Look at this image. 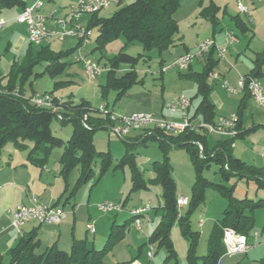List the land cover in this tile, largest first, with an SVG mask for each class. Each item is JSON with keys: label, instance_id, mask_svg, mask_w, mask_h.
<instances>
[{"label": "trees", "instance_id": "obj_1", "mask_svg": "<svg viewBox=\"0 0 264 264\" xmlns=\"http://www.w3.org/2000/svg\"><path fill=\"white\" fill-rule=\"evenodd\" d=\"M180 7V0H134L132 3L120 6L109 17H99V13L91 15L87 29H97L95 47L92 52H103L106 46L118 38H123L126 44L138 42L142 45L143 51L149 53L153 49L159 53L174 46L179 29L175 13ZM25 8L22 0H0V14L4 10ZM216 8L210 10L213 26H216ZM203 15V12L201 13ZM239 32L245 33L246 29L242 24L238 25ZM119 49L117 54L107 60L106 78L101 86L102 100L106 101L110 93H114V103L118 102L127 92L135 87L144 85L145 78L141 77L136 70L140 61L149 58L148 55L130 56ZM74 49L53 51L49 44L34 46L28 44V48L20 61H14L7 75L0 73V155L6 144L11 143L17 150H27V161L37 168H44L54 149H62L58 163L60 174L66 180L74 169L79 170V176L74 185V190L69 193L66 201L74 196L75 192L94 176V168L97 166L98 181L117 169L128 167L130 170V192L148 190L150 186L161 188L162 206L159 207L160 221L153 232L148 234L146 244L156 248H164L167 252V260L176 257L171 240V230L178 223L183 236L188 241L189 248L187 260L189 264H218L220 258L226 256L223 245V231L226 229L249 239L254 232V212L258 208H264V200H251L247 198L237 199L232 195L233 188H226L222 184H213L204 177V172L209 170L211 165L217 168L216 173L220 183H228L232 179L252 182L257 190L264 191V169L246 164L233 155L232 144L234 140L244 137L247 131H241V116L244 109L243 99L237 110L239 134L235 138H226L218 141L214 146L208 145L206 129L198 128L197 131L186 129L179 135H172L163 130L149 129L139 132V135L132 139L124 138L125 152L123 156L114 162L109 152L97 153L94 146V135L98 130L109 131L113 122L110 120V111L103 113L93 108L87 100H80L74 103L72 95L67 99L58 98L53 92H47L54 97L55 111L35 106L24 91V84L30 77L34 79L47 74L54 79L66 74L70 63L68 59ZM254 68L243 78H257L260 74L259 68L264 64V51L254 57ZM202 71L193 79L197 86L196 97L199 103L195 107L190 122L202 124H213L216 120L215 107L209 99L212 89L208 80L209 73L215 71L219 59L215 49L212 48L202 59ZM44 65L40 74H34L36 66ZM122 65L128 69L117 75ZM69 81L55 82V89L68 84ZM246 97L249 95L247 88L243 89ZM190 101V100H189ZM191 105V101H190ZM190 108V107H189ZM189 108L187 113L189 112ZM107 109V108H105ZM57 121L62 127L71 124L72 133L70 138L64 142L55 137L51 131V123ZM157 144L163 154V160L153 162L151 171L154 176L145 179L143 173L138 169L133 151L138 146H146L147 142ZM198 144L202 146L199 151ZM184 150L188 156L194 172V183L191 187L189 207L185 214L180 213L177 206L176 184L172 178V167L167 156L170 150ZM98 183V182H97ZM67 188V184L65 185ZM215 187L226 199L227 206L222 212L220 221L213 227L208 237L207 254L203 257L196 256V245L199 233L192 232L189 226V214L204 200V193L207 188ZM68 189V188H67ZM66 192V190H65ZM128 197L119 202L123 209ZM153 210V209H152ZM156 210V209H154ZM116 215V214H113ZM122 225L112 224L109 236L103 249L95 250L89 246L85 239L75 240L73 238L68 252L60 250L56 244L41 250L40 240L34 231L23 235L17 244L8 253L7 264H106L104 258L111 251L116 242L124 238L128 225L134 223L135 217ZM154 247V246H153ZM137 257L127 262L116 264H131ZM0 264L3 257L0 256ZM115 264V263H114Z\"/></svg>", "mask_w": 264, "mask_h": 264}, {"label": "rangeland", "instance_id": "obj_2", "mask_svg": "<svg viewBox=\"0 0 264 264\" xmlns=\"http://www.w3.org/2000/svg\"><path fill=\"white\" fill-rule=\"evenodd\" d=\"M68 2H72L68 8L72 6L73 3H76L77 0H67ZM132 0L131 2H133ZM46 2V0H44ZM67 2V4H68ZM127 4V1L123 3V5ZM64 8L60 7L59 14H62V10ZM115 7L109 10L104 11L101 15L104 17L111 16V12L115 11ZM70 10V9H69ZM61 11V12H60ZM43 14V13H42ZM44 15V14H43ZM256 16L253 15V19ZM3 20L7 18L6 15L2 14ZM45 17V16H44ZM6 24L4 29H0V72L2 75H7L12 63L14 61H20L27 48V43H20V39L24 36L22 26H17L16 23H10L5 20ZM77 22V20H76ZM85 27V26H84ZM13 31H15L13 33ZM92 32V43L83 47L79 51H73L71 55V59L73 60V64L70 69L67 70L66 74L58 76L54 79L50 78L47 74L41 75L38 78L34 79V77H30L27 82L24 84V91L28 97L32 95H42L47 92H53V95L58 98L67 99L70 95L73 96V102L78 103L80 100L84 99L91 103L93 108H98L100 105L105 102L108 103L109 107L113 106V98L114 93H110L107 97V101L102 100L100 88L105 83L106 71L107 67L105 66L107 60L117 54L119 49L123 48V52L130 56L137 55H148L151 59L145 64H142V61L137 65V68L145 66V71L148 73L141 74V77L145 78L146 89L156 90L159 95H161V87H163L164 98L165 100L171 99L169 102L173 101L177 97L184 96L187 100L189 99L187 95H178L181 92V88L186 85L188 80L184 78H180L179 71L174 69H168L164 74L163 82L160 79L159 72L160 68L158 60L157 52L151 51L149 54L143 51V47L140 43L134 42L131 44H126L123 38H118L112 43L106 46V49L101 53L99 51L92 52L95 47V38L97 34V29H91ZM262 33V28L259 27L258 34ZM240 40L242 41V45L245 46L247 44L248 38H242L239 35ZM211 40V39H210ZM200 42H204L200 41ZM262 38H258L255 41L254 49L256 51H260L263 48ZM50 50L59 51L66 48H70L74 42L68 39H65L63 42H59L57 40H51L49 43ZM73 48V47H72ZM261 48V49H260ZM195 50V48H194ZM74 52H77L74 54ZM79 52V53H78ZM195 51L193 52V54ZM245 53V52H244ZM243 53V54H244ZM78 54H81L85 57L89 62H94L97 64L100 69L97 76L93 79L87 78L83 70L82 66L77 63L76 58ZM232 58L234 57V53L231 54ZM248 53L245 55H241V59H239L237 63V67H234L233 73L239 74L245 73L248 68V63L250 60ZM193 61V72H201L202 65L200 60ZM169 63V62H167ZM123 68H128L126 65H122L120 69L117 71V75H122ZM136 68V69H137ZM150 68V69H149ZM44 70V65H38L34 68V74H40ZM157 70L159 71L157 73ZM151 71H155V76H152ZM69 73V76L67 75ZM68 84L62 85L61 87L55 89L54 83L61 81H68ZM235 81V82H234ZM262 83H264V76L261 77ZM230 85L235 86L236 80L234 78L228 80ZM186 83V84H184ZM211 83V82H210ZM220 85V82H212L211 92L209 95L210 100L215 101V114L218 116L216 119L229 117L233 114H237L238 107L241 102V93H229L225 89H223ZM237 89V88H236ZM49 94V93H48ZM176 96V97H175ZM223 103V107H219L218 102ZM196 104V103H195ZM198 104H196L197 106ZM167 111L172 114H176L178 112L170 111L167 108ZM231 113V114H230ZM243 116H245L246 127L252 128L251 118L252 116H257L264 118V108L259 107L253 100L244 104ZM164 120V119H163ZM166 121V120H165ZM168 121V120H167ZM170 121V120H169ZM255 127V126H254ZM51 131L52 134L62 139L66 142L72 133L71 124H67L62 127L56 120L51 123ZM108 132L106 130H98L94 135V146L97 153L99 152H109L114 162H117L124 154V143L122 140L116 136L108 137ZM226 138L218 136L216 134L208 135V145L214 146V144L218 141H223ZM264 141V133L262 130L258 129H250L247 130L246 135L240 139L234 140L232 144V151L235 157H240L246 164L264 167V150L262 149V142ZM9 147V148H8ZM14 148L11 143L5 145L3 150V161L7 158L8 152L6 149ZM5 151V152H4ZM21 151V150H17ZM27 155L28 151L25 150ZM62 152V149H54L53 153L57 154ZM135 156V160L138 166V169L143 173L145 179L153 178L154 174L151 171V164L153 162L162 161L163 154L159 150L158 146L154 142H147L146 146H138L133 151ZM169 158V163L172 167V178L176 184V194L177 196H181L185 199L186 204L179 208L180 213L185 214L189 207V201L191 197V187L194 183V172L189 160L188 154L184 150H170L167 154ZM97 166L94 168V176L87 183L82 185L74 194L73 200L70 201L71 204L67 205V208L70 207L73 203L81 205L83 208L79 213L80 223L78 224V231L81 232L82 238L87 239V243L89 246L93 247L95 250L103 249L105 242L109 236L110 228L113 223L115 225H122L124 222L131 218L129 214V210L132 208H138L143 205L150 203L151 207L156 209L157 215L152 216V222L149 226L143 224V232H138L134 229L133 225H128L127 233L123 239L116 242V244L112 247L111 251L104 258V263L106 264H116L120 262H127L131 259L138 256L139 249L140 253V264H189L187 260V253L189 244L188 241L182 234V231L176 223L171 230V240L173 243V248L176 254L174 259H166L167 252L164 248H156L157 245L153 244V259L151 262L147 263L145 260V255L149 250V246L145 244L146 242V232L154 230L157 224L160 221V211L159 207L162 206V198H161V188L159 186H150L148 190H139L130 192L131 182H130V170L128 167H124V169H117L116 171L110 172L105 175L102 179L98 181L99 175ZM217 168L215 165H211L209 170L204 172V177L208 179L213 184H222L226 188H233L232 195L237 199H251L264 200V191L257 190L255 185L252 182H245L244 180H236L232 179L228 183H220V179L216 173ZM79 176V170L74 169L71 174L68 176L69 179V189L68 194L74 190V185ZM98 182V183H97ZM219 190L215 187H209L206 189L204 193L203 202L197 206L195 209L191 211L189 214V226L192 232L199 233V238L196 245V256L203 257L207 254L208 249V236L210 235L213 227L220 221L222 217V212L227 206L226 199L221 195ZM126 200L125 209L116 215L113 214H101L97 210V206L104 202H116L119 203L123 200ZM89 205H88V204ZM87 205L91 209L92 214V223L97 224V228L101 233L97 234L96 242L93 239V235L86 232L85 224L87 222ZM70 209V208H69ZM255 218V227L254 231L259 232V237L257 238L258 242L251 243L257 247V249L253 252H249L246 255H238V256H225L224 258H220L218 264H264V208H258L254 212ZM115 220V222H114ZM98 222V223H97ZM202 222V226H199V223ZM147 228V229H146ZM105 232L102 234V232ZM103 236V238L101 237ZM102 238V239H101ZM94 241V246L92 245ZM262 244L259 246V244ZM145 244V245H144ZM3 262L7 264V258H4Z\"/></svg>", "mask_w": 264, "mask_h": 264}, {"label": "crops", "instance_id": "obj_3", "mask_svg": "<svg viewBox=\"0 0 264 264\" xmlns=\"http://www.w3.org/2000/svg\"><path fill=\"white\" fill-rule=\"evenodd\" d=\"M125 1H127V4L132 3L131 2L132 0H123L121 5L115 7L116 8L115 10H117L120 6H123V3H125ZM22 2L24 3L25 7H28L33 5L35 2H37V0H22ZM67 2H68L67 0H46V2H44L41 11L46 18L47 27L50 31H58L59 28L57 26V21L65 18L69 14L70 8H68V6L72 2H68V4ZM74 4L75 3H73L72 5ZM244 4L250 10L249 19L237 12L235 6V0H180V7H178L179 9L174 15V19L176 20L179 29V34L176 38L174 46H172V48L170 47L169 49L161 53H159L155 49L152 50V51L155 50L158 54L157 61H159L158 67L160 68V72L157 70V73L159 72V76L162 82L164 80L163 79L164 74L167 72V70L170 68L174 69L172 67L174 60H177L179 57L186 56L187 54L193 56L188 69L186 71H181V72L179 71L180 78H184L186 79V81L188 80V82L190 83L187 84L184 83L186 85H184L181 88L180 94L176 95V96L187 95V97L189 98L188 100L191 101V105L188 112V118H190L193 115L196 104L199 103V98L196 97L197 86L193 79V76H196L197 74H199V72H193L192 63L195 60V58H198L196 60H200L201 65L203 67V61L201 60L202 57H197L196 50H194V48H196V45L201 43L200 41L203 40L204 42L211 41L215 44V46L226 48L227 51L224 57L221 59L218 58L219 62L215 67V71L219 74L221 79H224L226 81L234 78L236 80V83L235 86L233 87L237 89L240 79L246 76L247 74H249V72L254 68L255 66L254 57L256 56V54L264 51V42H263V48L260 51L259 50L256 51L253 46L255 45L254 43L256 39H258L259 37L262 38V41L264 40V0L261 1L244 0ZM60 7L64 8L62 10L63 11L62 14H59ZM212 8H216L217 11L215 14V21H216L215 27L210 21L211 19L208 18L211 14L210 10ZM20 12L21 9L19 8L4 10L0 14V20H3L2 14H4L7 16L5 20L10 22L11 24L16 23L14 21V18ZM103 12L104 11L99 13V17H104L101 15ZM113 12L114 11H112L111 14ZM202 12L203 15H201ZM255 14H256V16L254 17L255 19H253L252 17ZM90 20H91V15H83L75 19L74 21L75 23H77V25L87 27V24L89 23ZM6 24L8 25L7 22ZM16 24L17 26H22V30L24 34V36L19 40L20 41L19 44L21 45V43L24 42L29 44L26 28L24 27V25L18 23ZM239 24H242L245 27L246 29L245 33L239 32L240 31L238 29ZM259 27L262 28V33H260V35L258 34ZM14 32L15 31H13V33ZM239 35H241L242 38H248L247 44H245V46L242 45L243 43L240 40ZM92 36L93 35L91 32V41H92ZM229 37H234L236 39V42L230 43L228 40ZM68 40L73 41L74 44L70 48H66V50L74 49V51H79L83 47H87L92 43L90 41L89 45L81 46L76 39H68ZM194 51L195 53L193 54ZM244 52L248 53L249 56V58L247 59L250 60V62L248 63L249 70H247V72L245 73L239 72V74H237L236 72L235 74L233 73V69L234 67H237V63L239 59H241V55H245ZM75 53L77 52H74V54ZM232 53H234L233 58L231 55ZM150 60H146V62L142 61V64H145ZM65 61L67 63H70V67L74 63L73 60L71 59V56ZM70 67L68 68V70L70 69ZM127 69L128 68H123V71H126ZM136 70L139 73V75L148 73L147 72L148 70L145 71L146 70L145 66L139 67ZM258 71L260 72V74L256 79L264 87V83H262L261 81V77L264 76V64L259 68ZM155 73H156L155 71H151L152 76H155ZM67 75L69 76V73ZM146 86H147L146 82H144L143 86L135 87L134 89H131L116 103H114V98H113V106L111 108L109 107L108 103L105 102L96 109L100 110L107 108L105 110L110 111L115 115H121V116H127L135 113H146L153 115L156 119H159L161 121L166 120V122H170V123H183L182 114H180L179 112L176 114H172L167 111V105L170 103L169 101L172 98L165 100L164 92H163L164 86L162 85L161 87L162 88L161 95H159V93L156 90H151L148 88L146 89ZM238 92L241 93L240 98L241 99L244 98L243 100L244 104L247 103V101L249 102L250 100H252L251 97L248 95L244 97L245 93L243 91H238ZM72 100H73V96H72ZM215 101L217 100L215 99L211 101L214 107H215ZM218 103H219V107L222 108L223 103L221 101ZM217 117L218 116L216 115V118ZM245 123H246L245 116H243V112H242V116H241L242 132H245L250 129L253 130L258 129L260 131L262 130V132L264 133V118L252 116L251 125L253 126H250L252 127L250 129L246 127L247 125ZM108 134H109L108 137L110 138V136L112 135H110L109 132ZM138 135L139 132H136L135 130L125 138L132 140L136 138ZM120 139L122 140V142L124 141L123 140L124 138H120ZM6 151L8 152V155L7 158L4 159V161L2 159L3 151L2 154L0 155V256L3 257V260L4 258H7V262H8V257H7L8 251L11 248H13L17 244L19 239L22 237L15 229L10 227L11 226L10 213L15 209L17 205L21 203L26 204L28 197L30 195L36 196L41 204L62 207L66 214V217L59 225H48V224L39 225L36 223H31L25 225L22 228L23 235H26L32 231L36 233V237L40 240L41 243V250H44L52 246L53 244H56L60 250L68 252L70 250L73 238L75 240L85 239L87 241L86 236L85 238H82L81 232L78 231V224L80 223L79 213L81 212V209L83 207L81 205L78 207V205L76 206V204L73 203L72 205H70V207L67 208V205L71 204L70 201L73 200V198H70L69 200L66 201V198L69 195L68 189L70 183H69V179L67 178L65 180L63 175H61L59 172L60 165L58 163L59 161L58 158H60L61 152L57 154L56 153L54 154L52 152L48 164L44 168L40 169L31 165V163H29L26 160L27 155H24L26 151L23 150L17 151V149L13 147L11 149H6ZM240 157L237 156L236 158H239L241 160ZM260 168L264 169V167L262 166ZM66 184L68 189L65 186ZM177 197L178 199H184L181 196H177ZM88 205L86 207L87 222L85 224V229L87 223H92L91 222L92 214L90 212L91 209L89 208ZM125 205H124V209H125ZM146 205H149L150 210L148 211L146 216L141 217L140 219L141 221L143 220L142 222H144L146 226L147 225L149 226V224L152 222V216L157 215L158 213H156V210H154V208L151 207L149 202ZM146 205H143L138 208H142ZM138 208L130 209L128 211L129 214L131 210ZM142 222H141V231H138L134 228L136 231L138 232L144 231ZM200 223L202 226L203 225L202 222ZM92 224H94V231L90 233L86 229V232L93 235V239H94V236L97 237V234L101 232L97 228L96 226L97 224H95L94 222ZM145 232H146L145 235L147 242V238L149 236L148 234H150L152 231L148 232L147 229V231ZM104 233L105 232L103 231L102 234ZM101 237L103 238V236ZM258 237H259V232L254 231L249 239V244L253 246L249 252H253L257 249V247H255L251 243V241L258 242L257 240ZM94 240L96 242V238ZM92 245L94 246V241ZM261 245L262 244L260 243L259 246ZM140 249L142 250V248ZM140 249L138 256H136L137 259L135 261H132L131 264H140L139 261L140 253H141ZM147 253L145 255V260L147 261V263H149L152 261L153 258L149 259L147 257Z\"/></svg>", "mask_w": 264, "mask_h": 264}, {"label": "built area", "instance_id": "obj_4", "mask_svg": "<svg viewBox=\"0 0 264 264\" xmlns=\"http://www.w3.org/2000/svg\"><path fill=\"white\" fill-rule=\"evenodd\" d=\"M261 1V0H260ZM123 0H77V2L70 7L69 14L57 21L58 31H50L47 27L46 18L42 14V8L44 0H37L33 5L25 7L15 18L14 21L18 24L24 25L27 32L28 42L34 46L49 43L51 39H55L59 42H63L65 39H76L81 46H87L91 41V30L84 26L77 25L75 19L83 15H93L102 11L109 10L112 7L121 5ZM236 10L239 14L250 18V10L244 4V0H235ZM6 22L0 20V29H4ZM229 42H236L234 37H229ZM212 48L215 49L217 58L221 59L226 53V48L215 46L211 41L201 42L196 45V56L203 57ZM193 56L186 55L174 60L172 67L178 71H186L190 65ZM77 63L82 66V70L89 79H93L97 76L100 69L94 62H89L85 57L78 55L76 58ZM208 80L210 82H220V85L229 93H236L243 91L247 88L251 99L259 106L264 108V87L259 83L256 78L248 77L241 78L238 83V89L230 85V83L224 79H221L216 71L209 73ZM31 102L43 109L55 111L56 106L54 97L48 93L42 95H34ZM190 107V101L184 96L177 97L171 101L167 108L170 111L179 112L182 114L183 123H170L156 119L153 115L146 113H135L127 116L115 115L110 113V120L113 122L109 129V133L112 136L118 138H125L131 132H144L149 129L163 130L172 135H179L186 129L197 131L198 128H204L210 134H216L224 138H235L239 134L238 129V117L233 114L229 117H223L215 120L213 124H200L196 122H190L188 118V108ZM103 113H107V110L100 109ZM199 151H202V146L198 144ZM262 149L264 150V142L262 143ZM185 199H178L177 206L181 208L185 206ZM99 213L117 214L123 210L120 203L104 201L97 206ZM150 210L149 205L142 208L131 210V214L135 217L133 226L136 230L141 231V217L147 215ZM11 214V226L15 229L20 236H23L22 228L31 223L39 225H59L66 214L60 206H49L41 204L38 198L34 195L28 197L26 204H19L10 213ZM201 226V223H200ZM86 229L88 232L94 231V224L87 223ZM223 245L225 246L226 256H238L247 255L252 249V245L249 244L246 237L236 234L234 231L226 229L223 231ZM153 246H149L147 257L153 258Z\"/></svg>", "mask_w": 264, "mask_h": 264}]
</instances>
